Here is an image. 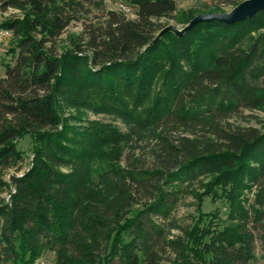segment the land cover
I'll list each match as a JSON object with an SVG mask.
<instances>
[{
	"label": "trees",
	"instance_id": "1",
	"mask_svg": "<svg viewBox=\"0 0 264 264\" xmlns=\"http://www.w3.org/2000/svg\"><path fill=\"white\" fill-rule=\"evenodd\" d=\"M178 1L132 0L131 19L90 16L92 0H0L23 13L0 24L17 42L0 78V166L23 157L20 140L34 141L30 169L0 207V263L36 264L53 250L57 264H161L167 250L165 264H252L257 240L264 252V131L236 122L264 112V11L157 39L162 19L202 13L178 12ZM76 21L82 31L61 49ZM65 92L81 115H112L128 131L68 118ZM193 183L198 217L165 240L153 217L170 218L177 190ZM206 197L225 202L226 219L202 210Z\"/></svg>",
	"mask_w": 264,
	"mask_h": 264
},
{
	"label": "rangeland",
	"instance_id": "2",
	"mask_svg": "<svg viewBox=\"0 0 264 264\" xmlns=\"http://www.w3.org/2000/svg\"><path fill=\"white\" fill-rule=\"evenodd\" d=\"M132 0H92L88 5L90 9V16L97 15L103 10H116V11H125L128 18L135 19L137 18L138 8L134 5ZM245 0H179L178 1V12L181 10H188L190 8H196L202 13L197 14H207L212 12H207L213 5H217L220 9L219 13H229L235 7L236 3H241ZM234 3V4H233ZM125 9V10H124ZM22 11L16 9L2 10L0 8V24L9 19L10 17H22ZM89 16V17H90ZM162 25L165 29L172 30H182L187 24H182L177 22L174 18H165L161 20ZM83 26L81 22H72L68 29L65 31V34L61 37V49L69 45L68 37L72 35H79L82 31ZM172 32L173 31H167ZM165 32V33H167ZM175 34V33H174ZM178 36V35H177ZM162 37V36H161ZM17 42L14 36H11L10 39L5 44H0V78L4 77L6 72V65H14L15 53L11 52L16 49ZM72 103L66 98V92L60 96L59 107L61 111L68 118L78 119L77 117L82 116L85 120H96L106 123H112L118 126L122 131H128V127L120 118H114L112 115L105 113H96L94 111L85 109L84 114H80L78 108L71 106ZM252 113L253 115L249 119L241 118L236 122L237 124H242L243 126H254L260 128L264 131V112L263 111H246L245 115ZM80 120H70V124L80 123ZM18 147L23 152V157L19 159L16 163L10 164L7 166H0V207L11 201L12 193L16 192V184L14 182L15 177H22L26 171H28L32 165L33 161V147L34 141L31 137H25L24 139L18 142ZM129 154V148L126 150V154L123 158L122 164L125 166L127 164V157ZM145 161H142L143 165H147V158H143ZM131 162V160H130ZM64 171L68 168H62ZM198 188V183H193V185L185 184L181 186L180 190L176 192L177 203L172 211L170 218H165L163 216L153 217V219L162 227L163 235L165 240L173 239L175 236L183 235L184 229L191 227L198 217V201L194 197V190ZM202 191V190H201ZM143 196V195H142ZM250 199L254 198L253 193L249 194ZM142 207L141 204H136L135 207ZM224 201L217 200L212 201L210 197H206L201 205L202 210L205 213H210L213 211H218L221 218L226 219L228 214V209ZM0 222L3 223V216L0 215ZM250 228L255 233V235L260 236L263 230L260 228L259 224L253 223L250 225ZM253 252L256 255V260L252 264H264V252L261 246L260 240H257L253 243ZM162 262L165 264L170 255L167 250H162ZM0 264H5L3 261ZM7 264H12L8 262ZM36 264H57L56 253L53 250H45L36 262Z\"/></svg>",
	"mask_w": 264,
	"mask_h": 264
},
{
	"label": "water",
	"instance_id": "3",
	"mask_svg": "<svg viewBox=\"0 0 264 264\" xmlns=\"http://www.w3.org/2000/svg\"><path fill=\"white\" fill-rule=\"evenodd\" d=\"M264 11V0H245L234 7L229 13L212 12L194 17L182 30L163 29L158 38L167 32L173 31L178 36H183L187 31L202 21H220L224 23H235L246 18L255 17L258 13Z\"/></svg>",
	"mask_w": 264,
	"mask_h": 264
},
{
	"label": "built area",
	"instance_id": "4",
	"mask_svg": "<svg viewBox=\"0 0 264 264\" xmlns=\"http://www.w3.org/2000/svg\"><path fill=\"white\" fill-rule=\"evenodd\" d=\"M125 10V9H124ZM12 36V31L9 29H0V44H5Z\"/></svg>",
	"mask_w": 264,
	"mask_h": 264
}]
</instances>
